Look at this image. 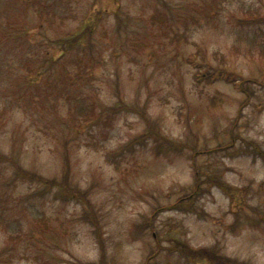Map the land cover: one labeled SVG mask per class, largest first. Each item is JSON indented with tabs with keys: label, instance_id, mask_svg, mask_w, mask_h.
Here are the masks:
<instances>
[{
	"label": "rangeland",
	"instance_id": "obj_1",
	"mask_svg": "<svg viewBox=\"0 0 264 264\" xmlns=\"http://www.w3.org/2000/svg\"><path fill=\"white\" fill-rule=\"evenodd\" d=\"M0 178V264H264V0H0Z\"/></svg>",
	"mask_w": 264,
	"mask_h": 264
},
{
	"label": "trees",
	"instance_id": "obj_2",
	"mask_svg": "<svg viewBox=\"0 0 264 264\" xmlns=\"http://www.w3.org/2000/svg\"><path fill=\"white\" fill-rule=\"evenodd\" d=\"M91 30L93 31V26L89 29L90 32H91ZM21 32H23V31H21ZM24 33L26 34L27 32H24ZM77 40H75V41L77 42ZM79 42H80V40H79ZM69 44H70V41L69 42L65 41L64 46L66 47ZM79 54L83 55L82 57L86 63H89V64L92 63L91 65L87 64L86 66L78 64V66H79L78 72H80V71L82 73L85 72V74L87 76L88 74H90V71L94 69L93 62H90L91 59H93V54L92 55L90 54V47L83 48L82 50L79 51ZM190 62H191V64L195 65L194 66L195 69L198 70L194 76L195 82L198 84H204V83L213 84V83H216L219 81H224V82L231 83V84H234V85L239 86V87L242 86V82L240 81L238 74L234 71L228 70L226 68H220V67H216V68H214L212 66L203 67L199 62L196 63L194 59H191ZM82 100H84V97H82ZM93 107L94 106L91 104L88 107V109H86V110L82 109L81 112H78V113L75 112L73 115L70 114L69 116H70V118H74V115L77 114V116L79 115V117H80L81 123L83 121L89 122L91 120H93L96 123L100 119V116H98V117L96 116V114L93 110ZM118 108L119 107H112V109L109 110V113L106 116L108 123L112 122L113 118H115L116 111L114 109H118ZM72 111H73V109L70 110V112H72ZM107 111H108V109L105 110V114L107 113ZM163 148H164V146H159L158 150L160 151ZM178 149H180V146L178 147ZM226 149H228V148L226 147V148L215 149L214 153L221 152V151H224ZM251 152H252V150H251ZM193 168L195 170L197 169L196 164H193ZM199 173H200V170H197L196 175L198 176ZM28 177L30 178L31 182H33V183H35V182L41 183L40 179H42V177H40L36 174L28 175ZM0 180H1V178H0ZM215 184L218 187L225 189L224 184L218 183V182H215ZM202 192L203 191L201 189H199V190H197L196 194L201 195ZM4 196L9 197L8 192H5ZM186 204H187V202H179V203H176L172 208L178 209L181 206L184 209H186ZM187 209H192V208H187ZM249 223H252V221L250 220Z\"/></svg>",
	"mask_w": 264,
	"mask_h": 264
}]
</instances>
